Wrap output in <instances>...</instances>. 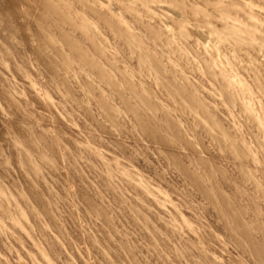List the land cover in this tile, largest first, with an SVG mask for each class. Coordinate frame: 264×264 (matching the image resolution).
Returning <instances> with one entry per match:
<instances>
[{"label":"rangeland","instance_id":"obj_1","mask_svg":"<svg viewBox=\"0 0 264 264\" xmlns=\"http://www.w3.org/2000/svg\"><path fill=\"white\" fill-rule=\"evenodd\" d=\"M263 228L264 0H0V264H264Z\"/></svg>","mask_w":264,"mask_h":264},{"label":"bare ground","instance_id":"obj_2","mask_svg":"<svg viewBox=\"0 0 264 264\" xmlns=\"http://www.w3.org/2000/svg\"><path fill=\"white\" fill-rule=\"evenodd\" d=\"M40 2H41V1H40ZM141 63H142V62H141ZM164 83H165V82H164ZM167 84L170 85V83H167ZM171 84H172V83H171ZM165 85H166V84H165ZM171 86H172V85H171ZM173 87H174V86H173ZM163 88H164V87H163ZM170 88H171V87H170ZM170 88H169V89H170ZM173 89H174V88H173ZM177 89H178V88H177ZM126 90H127V89H126ZM166 90H168V89L166 88ZM127 91H128V92H129V91L131 92V89H128ZM133 91H134V90H133ZM133 91H132V92H133ZM162 91H163V90H162ZM168 91H169V90H168ZM178 91H179V89H178ZM128 92H127V93H128ZM130 92L128 93L129 95H130ZM134 92H136V91H134ZM137 92H138V91H137ZM175 92H177V91H175V89H174V91H173L174 94H171L170 92H169V94L175 96V95H177V94H175ZM186 92H187V91H186ZM178 93H179V92H178ZM137 94H139V93H137ZM180 94H182V91H181ZM187 94H188V92H187ZM189 94H190V92H189ZM119 95H120V96H119ZM131 95H132V93H131ZM185 95H186V93H185ZM185 95H184V92H183V96H185ZM190 95H191V94H190ZM190 95H189V96H190ZM118 96H119V99H120V98L125 99L124 97H121V96H122L121 94H118ZM133 96H134V99H135V96L140 98V95L137 96V95L134 94V95H132V98H133ZM174 96H173V97H174ZM178 96H180V95H178ZM130 97H131V96H130ZM141 97H142V96H141ZM148 97H149V96H148ZM180 97H181V96H180ZM191 97H195V96H194V95H191ZM191 97H190V98H191ZM145 98H147V97H145ZM145 98H141V99H143V100H141V99H138V100H137V98H136L135 100L138 101V102H139V100H141V104H142V101H143V102H144V105H148L149 103H150V104L152 103V101H150L149 99H147V101H148V100L150 101V102H148V104H147ZM149 98H150V97H149ZM184 98H188V100H189V97L185 96V97L182 98L183 100L181 99V101H185ZM123 99H122V101H123ZM175 99L180 100V98L178 99L177 96H176ZM192 99H194V98H192ZM192 99H191V100H192ZM197 99H198V98H197ZM200 99H201V98H200ZM126 100H128V99L126 98V99L124 100L125 103L127 102ZM177 100H175V102H176ZM194 100H195V99H194ZM194 100H192V101L194 102ZM120 101H121V99H120ZM186 101H187V99H186ZM192 101H191V102H192ZM196 101H197V100H196ZM198 101H200V100H198ZM188 102H190V101H188ZM191 102H190V103H191ZM193 102H192V105H190V106L194 107V109H195V106H197L198 104H199V105L201 104V107H203V105H205V104H202V103H200V102H199V103L196 102L197 105H195V104H194L195 102H194V103H193ZM127 103H129V102H127ZM135 103H136V102H135ZM154 103H155V102H154ZM154 103L152 104L153 106H151L150 104H149V105H150L152 108H155L154 105H155L156 103H155V104H154ZM178 103H180V101H179V102L177 101V104H178ZM190 103H189V104H190ZM120 104L123 105L124 103H120ZM130 104H131V103H130ZM130 104H127V105L131 106ZM136 104H137V103H136ZM177 104H175L174 106H177ZM182 104H183V105H182V108H184V106H185L184 104H185V103H182ZM193 104H194V106H193ZM139 105H140V102H139ZM149 105H148V107H149ZM178 105H179V104H178ZM180 105H181V104H180ZM186 105H187V103H186ZM134 106H135V105H134ZM134 106H133V105L131 106V107L134 108V109H132V108L129 109V110H131V113L136 109V111H134V112L132 113V114H133L132 117H136V116H137V113H136V115L134 116L135 112H138V114H139V111H138L139 109L137 110V108H135ZM136 106H138V105H136ZM156 106H158V105L156 104ZM187 106H189V105H187ZM187 106H186V107H187ZM205 106H206V105H205ZM122 107H123V108H126V105H125V107H124V106H121V108H122ZM145 107H146V106H145ZM151 107H149V108H151ZM163 107H164V106H163ZM177 107H178V106H177ZM179 107H181V106H179ZM198 107H200V106H198ZM198 107H196V109H197ZM128 108H129V107H128ZM128 108H126V109H128ZM159 108H160V107H159ZM166 108H167V107H166ZM166 108H165V109H166ZM174 108H176V107H174ZM196 109H195V110H196ZM199 109H200V108H199ZM199 109L196 110V111H199V113H198V112H197V113L201 116V112H200ZM132 110H133V111H132ZM140 110H141V109H140ZM156 110H157V108L155 109V111H156ZM159 110H160V112H162L161 109H159ZM201 110H202V108H201ZM203 110H206L205 107L203 108ZM125 111L127 112L128 110H125ZM168 111H169V110H168ZM206 111H207V110H206ZM128 112H129V111H128ZM207 112H208V111H207ZM129 113H130V112H129ZM140 113H141V112H140ZM202 113H203V111H202ZM204 113L207 115L206 112H204ZM204 113H203V114H204ZM203 114H202V116H203ZM130 115H131V114H130ZM161 115H162V114H161ZM168 115H169V114H167V112H166L164 116L166 117V116H168ZM139 116L141 117L142 115L139 114V115L137 116V117H138V120H136V121H138L137 123H138L139 127H141L143 124L140 125V123L143 122V121H145V120L147 119V116H146V119L143 118V117H144V114H143V116L141 117V119L139 118ZM164 116H162V117H164ZM207 116H208V118L211 117L210 114H208ZM137 117H136V119H137ZM203 117H205V116H203ZM205 118H207V117H205ZM205 118H204V119H205ZM139 119H140L141 121H140ZM143 119H145V120H143ZM133 120H135V119L133 118ZM147 120H148L149 124H150L151 122L154 121V120L150 121V118L147 119ZM208 120H209V119H208ZM136 121H135V123H136ZM163 121H165V118L163 119ZM154 122H155V121H154ZM210 122H211V120H210ZM215 122H216V121H215ZM143 123H144V124L146 123L145 126H146V128H147V126H148L147 122H143ZM151 124H153V123H151ZM216 124H217V123H216ZM174 125H175V124H174ZM212 125H214V123H212ZM212 125H210V123H209V127L211 126V128H212ZM217 125H218V124H217ZM143 126H144V125H143ZM214 126H215V125H214ZM218 126H219V125H218ZM215 127H216L217 130H216L214 127H213L212 129L216 130V132L219 131V133H221L222 130H223V131L225 130L224 128H223L222 130H219L220 128H218L217 126H215ZM149 128H150V132H151L152 128L149 127V126H148V128H147L146 130H148ZM175 128H176V127H175ZM138 129H139V128H138ZM144 129H145V128H144ZM139 130H140V129H139ZM146 130H144V131H146ZM208 130H209V129H208ZM140 131H141V130H140ZM220 131H221V132H220ZM225 131H226V130H225ZM147 132H148V131H147ZM208 132H209V131H208ZM143 133H144V134H148V133H145V132H143ZM155 133H156V132H155ZM223 133H225V132H222V134H223ZM226 133H227V135H225ZM226 133L224 134L225 137H226V136H229V134H228L227 131H226ZM149 135H150V134H149ZM152 135H154V133H153ZM156 135H157V134H156ZM158 137H159V136H158ZM152 138L154 139V137H152ZM212 138H213V136H212ZM214 138H216V137L214 136ZM226 138H227V137H226ZM228 138H229V137H228ZM216 139H217V138H216ZM229 139H231V138H229ZM214 140H215V139H214ZM226 140H227V139H226ZM231 140H232V139H231ZM231 140H230V141H231ZM217 141H218V140H217ZM174 160H175V159H174ZM182 167H183V166H182ZM183 171L185 172V170H183ZM222 198H224V197H222ZM222 201H223V199H222ZM226 202H227V201H226ZM228 204H229V203H228ZM223 209H224V208H223ZM221 212H222V211H221ZM238 214H239V213H238ZM255 216H256V215H255ZM237 217H238V216H237ZM242 217H243V216H242ZM233 219H234V218H233ZM237 219H238V218H237ZM241 219H242V218H241ZM242 221H243V220H242ZM242 223H243V222H242ZM242 223H241V221H240V224H242ZM236 224H237V223H236ZM240 224H239V225H240ZM262 224H263V223H262ZM247 229H248V228H247ZM247 229H246V231H247ZM249 229H250V228H249ZM249 229H248V231H249ZM263 229H264V228H263ZM251 230H252V229H251ZM242 231H243V230H242ZM244 231H245V230H244ZM253 231H254V230H253ZM249 232H250V231H249ZM261 232H262V231H261ZM259 233H260V232H259ZM252 234H253V233H252ZM261 235H262V234H261ZM263 235H264V234H263ZM246 236H247V235H246ZM248 237H249V236H248ZM237 241H238V240H237ZM249 244L252 245V243H249ZM256 244H257V243H256ZM252 249L254 250V247H252ZM262 250H263V252H264V249H262ZM251 251H252V250H251ZM258 251H259V250H258ZM254 252L256 253L257 251H254ZM260 252H261V251H260ZM254 255H255V254H254ZM258 255H260V254H258ZM262 255H263V254H262ZM260 260H261V259H260ZM262 261H263V260H262ZM263 262H264V261H263Z\"/></svg>","mask_w":264,"mask_h":264}]
</instances>
